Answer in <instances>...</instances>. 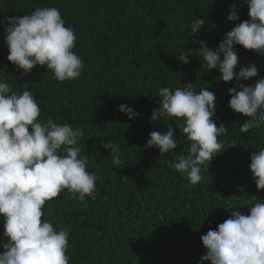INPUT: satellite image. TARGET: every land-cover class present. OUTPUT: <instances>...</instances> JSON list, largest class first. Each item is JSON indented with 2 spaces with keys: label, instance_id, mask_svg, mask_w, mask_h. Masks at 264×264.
<instances>
[{
  "label": "trees",
  "instance_id": "obj_1",
  "mask_svg": "<svg viewBox=\"0 0 264 264\" xmlns=\"http://www.w3.org/2000/svg\"><path fill=\"white\" fill-rule=\"evenodd\" d=\"M232 4L238 5L237 21L227 19ZM38 6L59 8L66 25L74 28V52L84 60L81 77L59 83L46 65L21 77L22 70L7 59L3 24L0 74L13 91L27 87L33 93L41 108L38 119L69 122L84 131L80 147L97 176L96 191L79 201L65 189L46 201L42 217L70 229V264H200L206 254L200 237L232 212L248 215L256 198L264 200L250 170L251 153L264 148V127L240 131L247 117L229 104L235 77L219 80V71H209L194 51L188 64L178 57L198 50V41L217 50L235 24L250 19L248 6L244 0H0V21L30 14ZM195 18L205 25L192 35ZM234 50L237 71L250 64L258 68L257 77L242 83L254 85L264 78V56L241 45ZM189 82L196 91L207 87L215 94L212 119L228 129L218 138L225 151L208 171L205 166L197 185L170 169L172 153L160 156L157 148H145L152 131L164 133L171 126L178 141L173 153L187 154L190 142L178 127L182 119L153 123L150 118L160 102L159 88L175 90ZM122 104L139 115L129 119L118 111ZM109 140L119 146L125 166L112 163L110 150L102 146Z\"/></svg>",
  "mask_w": 264,
  "mask_h": 264
},
{
  "label": "clouds",
  "instance_id": "obj_2",
  "mask_svg": "<svg viewBox=\"0 0 264 264\" xmlns=\"http://www.w3.org/2000/svg\"><path fill=\"white\" fill-rule=\"evenodd\" d=\"M244 3L250 19L235 24L217 50L198 41V50L182 51L178 58L188 64L194 51L205 62L204 67L219 71V80L230 82L235 77V87L228 89L229 104L234 112L247 117L240 125V131L247 133L264 127V78L257 79L254 85L242 83L257 77L258 68L250 64L237 71L239 58L234 45L264 56V0ZM236 9L238 5L232 4L229 21L239 19ZM0 24L5 26L7 59L17 71L22 70L21 77L45 65L59 83L81 77L84 60L74 52L77 35L71 25H66L59 8L38 6L30 14L6 17ZM203 25L204 19L195 18L192 35L198 34ZM157 96L160 102L151 122L182 119L178 127L190 144L186 155L173 153L178 146L176 128L168 126L164 133L152 131L145 148H157L160 156L172 153L170 169L197 185L203 179L205 166L208 171L212 161L225 151L224 141L218 138L225 136L228 129L212 119L216 96L207 87L196 91L191 82L175 90L161 87ZM118 111L129 119L139 115L123 104ZM40 116L41 108L33 93L27 87L19 93L13 91L0 74V217L4 227L0 264H70L66 254L70 229L42 219L45 203L65 189L79 201L91 198L96 191L97 176L88 169V156L80 147L84 131L72 123L44 121L38 119ZM102 146L110 150L109 157L116 168L125 166L116 143L109 140ZM250 161L256 187L264 190V148L252 152ZM249 207L248 215L232 212L215 230L209 229L200 237L206 249L200 264H264V200L256 198Z\"/></svg>",
  "mask_w": 264,
  "mask_h": 264
}]
</instances>
